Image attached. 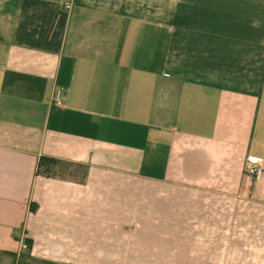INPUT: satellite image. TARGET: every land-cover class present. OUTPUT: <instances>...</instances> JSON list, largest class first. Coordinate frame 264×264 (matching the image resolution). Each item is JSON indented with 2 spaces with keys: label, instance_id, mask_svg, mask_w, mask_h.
<instances>
[{
  "label": "crops",
  "instance_id": "obj_1",
  "mask_svg": "<svg viewBox=\"0 0 264 264\" xmlns=\"http://www.w3.org/2000/svg\"><path fill=\"white\" fill-rule=\"evenodd\" d=\"M250 157L264 0H0V264H264Z\"/></svg>",
  "mask_w": 264,
  "mask_h": 264
},
{
  "label": "built area",
  "instance_id": "obj_2",
  "mask_svg": "<svg viewBox=\"0 0 264 264\" xmlns=\"http://www.w3.org/2000/svg\"><path fill=\"white\" fill-rule=\"evenodd\" d=\"M71 8V5L68 6ZM60 95L55 96V101L57 100L58 105H62ZM264 170L262 168V162L258 158L250 157L247 161V174L253 178H259L263 174ZM23 249L28 250L29 246L27 244L23 245Z\"/></svg>",
  "mask_w": 264,
  "mask_h": 264
},
{
  "label": "trees",
  "instance_id": "obj_3",
  "mask_svg": "<svg viewBox=\"0 0 264 264\" xmlns=\"http://www.w3.org/2000/svg\"><path fill=\"white\" fill-rule=\"evenodd\" d=\"M57 165L58 162L55 160L41 159L40 167L44 168V171L43 172L39 171V173L41 172L42 174L44 173L50 175L53 172L52 169Z\"/></svg>",
  "mask_w": 264,
  "mask_h": 264
}]
</instances>
